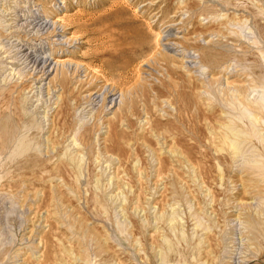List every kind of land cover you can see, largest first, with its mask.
<instances>
[{"label":"rangeland","instance_id":"374dc122","mask_svg":"<svg viewBox=\"0 0 264 264\" xmlns=\"http://www.w3.org/2000/svg\"><path fill=\"white\" fill-rule=\"evenodd\" d=\"M0 264H264V0H0Z\"/></svg>","mask_w":264,"mask_h":264}]
</instances>
